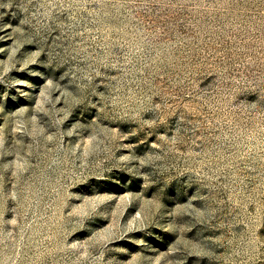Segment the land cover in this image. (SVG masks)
I'll return each instance as SVG.
<instances>
[{
	"label": "rangeland",
	"instance_id": "1",
	"mask_svg": "<svg viewBox=\"0 0 264 264\" xmlns=\"http://www.w3.org/2000/svg\"><path fill=\"white\" fill-rule=\"evenodd\" d=\"M0 264H264V0H0Z\"/></svg>",
	"mask_w": 264,
	"mask_h": 264
}]
</instances>
